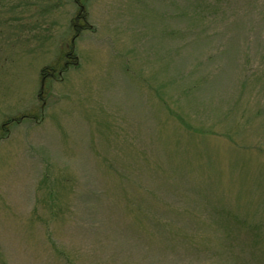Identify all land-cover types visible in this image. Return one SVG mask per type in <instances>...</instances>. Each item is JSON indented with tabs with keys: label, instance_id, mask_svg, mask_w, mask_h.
<instances>
[{
	"label": "rangeland",
	"instance_id": "rangeland-1",
	"mask_svg": "<svg viewBox=\"0 0 264 264\" xmlns=\"http://www.w3.org/2000/svg\"><path fill=\"white\" fill-rule=\"evenodd\" d=\"M0 264H264V0H0Z\"/></svg>",
	"mask_w": 264,
	"mask_h": 264
}]
</instances>
